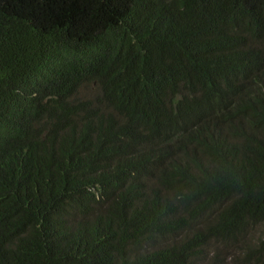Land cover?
Segmentation results:
<instances>
[{
  "label": "trees",
  "instance_id": "trees-1",
  "mask_svg": "<svg viewBox=\"0 0 264 264\" xmlns=\"http://www.w3.org/2000/svg\"><path fill=\"white\" fill-rule=\"evenodd\" d=\"M0 264H264V0H0Z\"/></svg>",
  "mask_w": 264,
  "mask_h": 264
}]
</instances>
